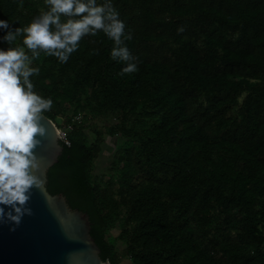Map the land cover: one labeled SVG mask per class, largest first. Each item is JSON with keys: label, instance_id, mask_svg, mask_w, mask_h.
I'll list each match as a JSON object with an SVG mask.
<instances>
[{"label": "trees", "instance_id": "obj_1", "mask_svg": "<svg viewBox=\"0 0 264 264\" xmlns=\"http://www.w3.org/2000/svg\"><path fill=\"white\" fill-rule=\"evenodd\" d=\"M113 4L137 71L121 74L103 32L66 63L34 61L35 91L54 102L44 116L55 124L65 103L91 114L66 120L46 191L88 216L105 264H264V0ZM46 8L0 0V18L22 26ZM108 114L116 123L98 125ZM106 136L122 141L100 183Z\"/></svg>", "mask_w": 264, "mask_h": 264}, {"label": "clouds", "instance_id": "obj_2", "mask_svg": "<svg viewBox=\"0 0 264 264\" xmlns=\"http://www.w3.org/2000/svg\"><path fill=\"white\" fill-rule=\"evenodd\" d=\"M47 8L22 26L0 18V221L19 225L25 214L31 189L45 192L41 158L35 149L48 132L44 112L53 106L51 97L35 91L33 66L41 53L66 63L88 35L103 32L112 42L113 60L127 62L121 74L138 70L126 41V31L113 0H44ZM182 30V29H181ZM46 197L49 198L48 195Z\"/></svg>", "mask_w": 264, "mask_h": 264}, {"label": "water", "instance_id": "obj_3", "mask_svg": "<svg viewBox=\"0 0 264 264\" xmlns=\"http://www.w3.org/2000/svg\"><path fill=\"white\" fill-rule=\"evenodd\" d=\"M48 132L40 137L35 149L42 161L45 192L31 189L25 214L19 225L0 221V264H105L100 250L90 236L88 216L70 209L62 194L46 191L47 172L57 163L62 153L60 132L46 116ZM5 207L7 211L10 206Z\"/></svg>", "mask_w": 264, "mask_h": 264}, {"label": "rangeland", "instance_id": "obj_4", "mask_svg": "<svg viewBox=\"0 0 264 264\" xmlns=\"http://www.w3.org/2000/svg\"><path fill=\"white\" fill-rule=\"evenodd\" d=\"M91 117V114L86 115V117H83L81 113L78 111H75L72 109L67 103H65V109L64 112L57 116L55 119V125L62 127L59 131L60 133L64 134L65 128H63L65 122L67 119H70L72 123L74 122H84L88 120ZM116 123V116L112 114L108 115H102L99 117L98 125L100 126H111ZM122 137H113L110 138L108 136L105 137L104 144L101 145V152L98 155L97 159L95 160V169L92 173V178L95 181H98L100 183H103L107 176L110 173L111 165L113 164L115 160V153L117 150V146L121 143ZM120 225L117 224L116 228L111 231V235L113 237H116L119 232ZM124 245L121 242L117 243L116 251L119 255H121V251L123 249ZM119 264H128L126 262V259H120Z\"/></svg>", "mask_w": 264, "mask_h": 264}, {"label": "built area", "instance_id": "obj_5", "mask_svg": "<svg viewBox=\"0 0 264 264\" xmlns=\"http://www.w3.org/2000/svg\"><path fill=\"white\" fill-rule=\"evenodd\" d=\"M60 140H65L64 134H62V133H60Z\"/></svg>", "mask_w": 264, "mask_h": 264}]
</instances>
